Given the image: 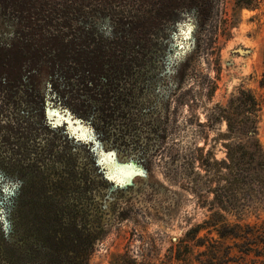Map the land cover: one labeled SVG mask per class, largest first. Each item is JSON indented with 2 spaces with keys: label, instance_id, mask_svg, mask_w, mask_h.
Instances as JSON below:
<instances>
[{
  "label": "rangeland",
  "instance_id": "obj_1",
  "mask_svg": "<svg viewBox=\"0 0 264 264\" xmlns=\"http://www.w3.org/2000/svg\"><path fill=\"white\" fill-rule=\"evenodd\" d=\"M210 1L206 19L188 16L187 44L195 41L182 53L188 75L170 105L163 148L151 160L162 192L154 199L163 204L159 212L136 209L114 219L84 264H264V202L243 197L247 186L230 184L221 163L252 122L264 151V0ZM9 119L0 115V131L12 133ZM7 146L9 159L0 146V264H73L62 247L72 236H59L52 217L29 211V150L16 137ZM137 203L154 208L144 197ZM236 224V233L222 235Z\"/></svg>",
  "mask_w": 264,
  "mask_h": 264
},
{
  "label": "flooded vegetation",
  "instance_id": "obj_2",
  "mask_svg": "<svg viewBox=\"0 0 264 264\" xmlns=\"http://www.w3.org/2000/svg\"><path fill=\"white\" fill-rule=\"evenodd\" d=\"M194 15L200 22L194 8L177 12L144 39L139 68L111 85L106 108L93 98L77 110L46 86L41 120L29 106V123L37 129L29 132V211L52 217L59 236H72L62 247L73 264L86 262L114 219L139 214L136 209L159 212L163 204L154 199L162 192L151 178V160L163 148L170 105L188 75L190 59L182 53L195 45L187 44L193 28L188 16ZM140 197L154 208L137 203Z\"/></svg>",
  "mask_w": 264,
  "mask_h": 264
},
{
  "label": "trees",
  "instance_id": "obj_3",
  "mask_svg": "<svg viewBox=\"0 0 264 264\" xmlns=\"http://www.w3.org/2000/svg\"><path fill=\"white\" fill-rule=\"evenodd\" d=\"M189 8L202 21L212 5L210 0H0V115L11 118L12 128V133L0 131L3 158L9 159L7 144L15 137L29 150V132L37 130L29 123V106L41 120L44 86L77 110H86L93 98L106 108L111 85H120L139 68L144 39ZM247 96L256 107L253 96ZM221 163L230 184L247 186L243 197L264 202L257 122L227 146ZM237 226H224L222 235L236 233Z\"/></svg>",
  "mask_w": 264,
  "mask_h": 264
},
{
  "label": "water",
  "instance_id": "obj_4",
  "mask_svg": "<svg viewBox=\"0 0 264 264\" xmlns=\"http://www.w3.org/2000/svg\"><path fill=\"white\" fill-rule=\"evenodd\" d=\"M10 233H11L10 235H13L12 232H10ZM10 235L8 234L7 238L10 239V240L11 239L13 240V238ZM14 237L16 238V239L14 238L15 240H18V238H19L17 235H14ZM18 242L24 244L25 243V240L22 239L21 241H17V243Z\"/></svg>",
  "mask_w": 264,
  "mask_h": 264
}]
</instances>
